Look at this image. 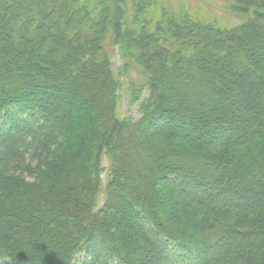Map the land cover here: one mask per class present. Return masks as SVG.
Returning <instances> with one entry per match:
<instances>
[{
	"label": "trees",
	"instance_id": "16d2710c",
	"mask_svg": "<svg viewBox=\"0 0 264 264\" xmlns=\"http://www.w3.org/2000/svg\"><path fill=\"white\" fill-rule=\"evenodd\" d=\"M225 1L0 0V256L264 264V0Z\"/></svg>",
	"mask_w": 264,
	"mask_h": 264
},
{
	"label": "rangeland",
	"instance_id": "374dc122",
	"mask_svg": "<svg viewBox=\"0 0 264 264\" xmlns=\"http://www.w3.org/2000/svg\"><path fill=\"white\" fill-rule=\"evenodd\" d=\"M167 1H170L172 2V4L174 3H178V2H185L188 4V6H190L189 2H191V4L193 6H190L191 8L195 9L196 6V0H167ZM205 1L206 3L204 5H207L209 6V2H210V8H207L205 11H204V14H203V17H205L206 19H209V20H216L218 19L219 21H224V23H229V22H235L237 21L233 16L232 14L230 13V10L229 8H227V2L225 0H203ZM195 6V7H194ZM206 8V7H204ZM196 10V9H195ZM221 24H223L222 22H219ZM114 61L116 62V65L119 66L120 65V58H119V55L118 54H115L114 56ZM121 104H120V111L122 114L124 113H130L132 114L133 116H135L136 118L139 117V111H138V104L137 103H134V104H131L129 105V102H130V99H129V96L128 94L126 93V90L123 89L121 92ZM145 95V93H144ZM128 165H131V164H128ZM104 168L107 169L108 168V164H107V161L104 162ZM141 169H142V165H141ZM102 178L105 180L106 179V172H104L102 174ZM121 182H126L125 180L123 179H120ZM103 201V196L100 197V200L98 202V206H100ZM84 257V254L81 253L78 255V259H82Z\"/></svg>",
	"mask_w": 264,
	"mask_h": 264
},
{
	"label": "clouds",
	"instance_id": "9594fccd",
	"mask_svg": "<svg viewBox=\"0 0 264 264\" xmlns=\"http://www.w3.org/2000/svg\"><path fill=\"white\" fill-rule=\"evenodd\" d=\"M0 264H12L11 258L8 256H0Z\"/></svg>",
	"mask_w": 264,
	"mask_h": 264
}]
</instances>
